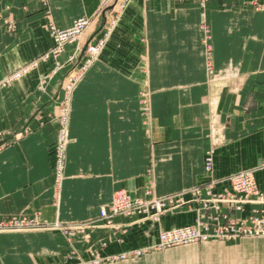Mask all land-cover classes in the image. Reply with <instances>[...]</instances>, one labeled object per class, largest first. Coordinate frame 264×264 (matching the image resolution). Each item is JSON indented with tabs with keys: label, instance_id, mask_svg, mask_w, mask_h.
<instances>
[{
	"label": "crops",
	"instance_id": "0c3cea01",
	"mask_svg": "<svg viewBox=\"0 0 264 264\" xmlns=\"http://www.w3.org/2000/svg\"><path fill=\"white\" fill-rule=\"evenodd\" d=\"M111 2L0 0V79L21 71L0 84V217L97 221L118 189L163 195L242 169H255L264 192V0H130L105 34L110 17L99 15L79 43L104 39L73 89L66 169L57 178L71 67L56 63L78 47L67 44L58 59L51 55L48 24L68 27ZM257 206L247 205L246 213ZM180 214L166 215L160 227L190 220ZM126 221L114 218L116 225ZM130 226L101 253L140 246L136 236L144 229ZM113 233L97 225L91 242L98 246ZM150 233L151 243L156 229ZM69 247L55 229L0 232V264H74ZM225 248L223 264H241L243 251L244 264H264V237Z\"/></svg>",
	"mask_w": 264,
	"mask_h": 264
},
{
	"label": "rangeland",
	"instance_id": "374dc122",
	"mask_svg": "<svg viewBox=\"0 0 264 264\" xmlns=\"http://www.w3.org/2000/svg\"><path fill=\"white\" fill-rule=\"evenodd\" d=\"M115 1V0H111ZM118 7L113 10L114 4H105L101 7L94 15H82L73 20V22L65 28H60L55 25L53 22L48 24L49 30L54 39V46L51 49V55L58 57L64 51L65 46L67 44H77L78 53L69 55L65 61L56 63L58 67L59 64L70 65V71H68L66 75V85L65 91L66 95L64 96L66 99H63L65 102L62 105V118L61 121V130L62 134H60V138L56 141V145L60 142V147L63 146L64 152L62 151V159L61 169L58 170L57 178L62 177L65 173L66 169V161H67V145L69 144L70 138L68 136V125H69V115L71 109V97L73 94V89L82 76L86 73V70L90 66V64L94 63L99 55V51L103 45L104 39H96L90 40L85 45L80 46L79 43L82 41L86 31L92 25L93 22L97 21V18L101 14H108L109 19L108 24L106 25L105 32L111 30L112 21L114 17L117 15L119 8H121L125 3L130 0H118ZM201 2V5H204L208 0H198ZM204 3V4H202ZM111 5H113L111 7ZM82 19L77 21L78 19ZM85 20H87V24H85ZM51 24H53L56 29H59L63 33L60 36V44L56 51L54 50L56 43L54 34L51 29ZM206 26V31H209L208 25ZM104 38V36H103ZM55 51V52H54ZM45 56H48L45 55ZM56 67V68H57ZM18 72V71H16ZM15 72V73H16ZM21 72V71H20ZM14 74V73H13ZM12 75V74H11ZM10 76V75H9ZM3 77L0 79V84H6L8 77ZM11 80V79H10ZM70 97V98H69ZM69 98V99H68ZM68 100V102H67ZM148 109V107H146ZM64 111L67 115H64ZM146 111V110H145ZM65 116L67 117L65 120ZM61 133V131H60ZM58 151V150H57ZM210 156V165L211 168L208 170L207 160L206 158ZM59 158V152H56V160ZM205 158V170L210 172L212 171L213 164V156L212 151L209 150L206 153ZM263 160V159H262ZM58 162V161H57ZM246 169H242L239 171H243ZM236 171V172H239ZM254 172V170H253ZM235 173V172H233ZM233 173L228 175H224L222 177H218L212 179L204 184H199L193 187L200 188L203 192L201 194H194L192 191H188L184 194V200L175 198H169L171 195L178 196L179 193L184 192V190L192 189L193 187L187 189H180L171 193L156 195L151 189L146 190L147 197H142L144 200H149L148 212L146 211H137L132 212L130 215L117 214L112 217L111 223H106V220L101 216L98 217L97 221H81L75 223H60V221H47L43 219L41 216L35 214L31 216L24 215H15L8 218H1L0 221H8L9 219H20L29 222V226H42L40 229H31L28 227L26 229L21 230H57L59 231L67 240V242L71 245L69 247L67 254L69 258H73L76 263L74 264H223L221 261H226L227 256H229L228 252L230 248H225V246L240 244L241 241L245 239H256L262 238L264 235L250 234L249 229H255L258 227V223L252 219V212H256V216L264 215V205L257 206L252 208L251 213H246V208L249 203H231V202H213L208 199V193L210 191L211 195L215 196H241L235 186L231 183L229 178H226ZM217 180V181H216ZM255 181V177H254ZM256 182V181H255ZM223 186L219 188V186ZM225 184V185H224ZM257 185V184H256ZM258 188V186H257ZM259 189V188H258ZM120 190V189H118ZM126 190V189H125ZM260 190V189H259ZM117 191V190H116ZM114 191V193L116 192ZM127 191V190H126ZM262 192V191H261ZM114 193L112 199L109 204L105 205L103 208H108L113 201ZM264 193V192H262ZM165 196V197H164ZM211 196V197H212ZM152 198L160 199V201H153ZM152 199V200H151ZM258 210V211H257ZM157 212V213H156ZM187 213L190 219L186 223L177 226H171L168 228H161V222L163 221V217L166 215H172L179 213ZM195 213V217L192 213ZM136 213V214H135ZM117 216L127 218L126 223L114 222V218ZM130 219V220H129ZM254 221V222H253ZM122 223V224H121ZM140 224L142 229L139 237L137 234V239L141 238L142 244L140 246L129 247L125 250L115 251V249H111L106 254L101 253V249H108L109 245L113 240H119L120 237L117 236V232L120 233L126 232L128 235L130 233V224ZM93 225V226H92ZM99 225H107L113 227V235L107 238L98 239V246L93 242H91V236L96 226ZM48 227V228H47ZM264 227V226H262ZM50 228V229H49ZM156 229L155 239L153 238V242L148 241V237L150 233V229ZM191 229L192 232L186 233L184 236H173L166 237L167 232H171L177 229ZM241 229L242 233L235 235L236 231L234 229ZM219 230V231H218ZM246 230V231H245ZM14 231V230H10ZM19 231V230H15ZM1 232V231H0ZM4 232V231H3ZM220 232V233H219ZM193 233V234H192ZM212 234V235H211ZM122 235V234H120ZM164 235V236H163ZM191 235V236H190ZM204 235V236H203ZM206 236V237H205ZM262 236V237H260ZM202 237V238H201ZM231 238V239H230ZM194 239V240H193ZM82 242L84 244V248H78L76 246V242ZM189 241V242H188ZM221 245H223L221 247ZM225 245V246H224ZM224 251H227L224 253ZM223 252V253H221ZM244 254L243 251L240 255L239 259L243 260L241 264H244ZM82 255H85L84 257ZM221 255H223L221 259ZM82 256V257H81ZM226 257V258H225ZM228 260V259H227ZM153 261V263H151Z\"/></svg>",
	"mask_w": 264,
	"mask_h": 264
},
{
	"label": "built area",
	"instance_id": "2783aa9c",
	"mask_svg": "<svg viewBox=\"0 0 264 264\" xmlns=\"http://www.w3.org/2000/svg\"><path fill=\"white\" fill-rule=\"evenodd\" d=\"M79 20H82V19L80 18L77 21H79ZM85 24H87V20H85ZM51 29H52V32L54 34V37H55V40L57 43L54 47V50L56 51V49L58 48V45L60 44L61 33H63V32L60 31L59 29H56V27L53 24H51ZM20 73L21 72L18 71L16 73L10 75L8 77V80L12 79L13 77L20 75ZM60 142L61 141L59 140V144L56 145V152L57 153L59 152V158L57 159L58 164L56 167V174L58 173V170L61 169V167H62L61 155H62V151L64 152L63 146L60 147ZM209 157L210 156L207 157V166H206V168L208 170L211 168ZM259 168H264V158H263L261 164L259 165ZM253 170H255V169H246L243 171L235 172L232 175L226 177V178H229L231 180V183L233 184V186H235L236 190L239 193H241L240 197H238V196L237 197L236 196H230V197L219 196L218 197L215 195H213V196L211 195L212 199H210V196L207 194L208 199L212 200L215 203L222 201V202H226V203L227 202H231V203L243 202V203H249V204L264 205V193H262L257 188L256 182L254 181ZM188 191H192L194 194H197V195L201 194V192H202V190L200 188L193 187L192 189L184 190V192L179 193L180 195H178V196L171 195L169 198L171 199V198L178 197V199L184 200V198H185L184 194ZM207 193L211 194L210 191ZM153 201H156V200L153 199ZM149 203H150L149 201L144 200V198H142V197L133 196L131 193H129L125 189H120L114 193L113 201L110 204V206L108 208L101 209L100 216L106 220V223H111L112 217L114 215H117V214L130 215V214H132V212L133 213L136 212V210L137 211L142 210V211L148 212ZM255 211L252 212L251 218L254 219L259 225L255 229H249V233L250 234H257V235H259V234L264 235V227H262V226H264V215L257 217L256 216L257 214ZM29 225H30L29 222L25 221V220L9 219L8 221H3V222L0 221V230L21 229V228L30 227ZM234 231H236L235 235L242 233V230L240 228L238 230L235 228ZM190 232H192V231L189 228L177 229V230H174L171 232H167L164 235H166V237H170V236H175V237L177 236L178 237L180 235L184 236L186 233H190Z\"/></svg>",
	"mask_w": 264,
	"mask_h": 264
},
{
	"label": "bare ground",
	"instance_id": "6f19581e",
	"mask_svg": "<svg viewBox=\"0 0 264 264\" xmlns=\"http://www.w3.org/2000/svg\"><path fill=\"white\" fill-rule=\"evenodd\" d=\"M206 160H207V158H206ZM197 188V187H196ZM203 192V191H202ZM208 195L210 196V199H212V197H211V194H209L208 193ZM165 197V196H164ZM153 199H155V198H153ZM152 200V199H151ZM155 200H158V201H160V199H155ZM149 201V200H148ZM136 214V213H135ZM254 222V221H253ZM31 227V229H40V227H42V226H30ZM26 228H28V227H26ZM26 228H21V229H26ZM48 228V227H47ZM21 229H11V230H21ZM1 232H6V231H10V230H0ZM219 231V230H218ZM220 233V232H219ZM193 234V233H192ZM212 235V234H211ZM191 236V235H190ZM204 236V235H203ZM238 236V235H237ZM171 237H173V236H171ZM260 237H262V236H260ZM202 238V237H201ZM231 239V238H230ZM194 240V239H193ZM189 242V241H188Z\"/></svg>",
	"mask_w": 264,
	"mask_h": 264
}]
</instances>
